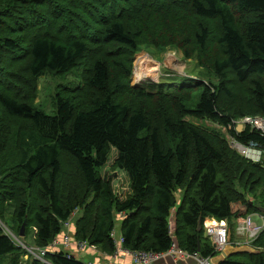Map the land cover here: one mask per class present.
<instances>
[{
  "label": "trees",
  "instance_id": "trees-1",
  "mask_svg": "<svg viewBox=\"0 0 264 264\" xmlns=\"http://www.w3.org/2000/svg\"><path fill=\"white\" fill-rule=\"evenodd\" d=\"M156 43L159 54L183 50L201 76L133 87L136 56ZM46 74L79 80L58 84L53 115L36 102ZM244 118L264 120V0H0V223L10 205L20 235L36 229V252H47L31 264H93L53 245L78 212L75 241L121 247L131 264L132 253L175 243L212 260L209 220L227 223L232 245L260 251L220 264H264V232L235 241L236 224L263 221L264 160L204 125H232L231 139L264 147L263 131H237ZM108 165L125 172L128 192ZM23 254L0 224V264H24Z\"/></svg>",
  "mask_w": 264,
  "mask_h": 264
},
{
  "label": "rangeland",
  "instance_id": "rangeland-1",
  "mask_svg": "<svg viewBox=\"0 0 264 264\" xmlns=\"http://www.w3.org/2000/svg\"><path fill=\"white\" fill-rule=\"evenodd\" d=\"M177 43H180L178 40ZM160 44H152L150 46L151 49L146 51L140 52L134 62V71L132 75V86L137 88H144L150 89L153 87V92L157 90L156 85L160 84L161 82H167V77L173 75L177 78L178 81L181 80H188L191 84L194 83L193 79H197L200 77L201 68H199L194 60H186L184 57V53L179 49H171L172 51L165 52L163 54H159L158 49L160 48ZM140 59V60H139ZM139 60V61H138ZM151 62V64H150ZM149 66H152L153 72H147ZM151 68V67H150ZM149 68V69H150ZM159 69V70H158ZM202 72V71H201ZM206 80V79H205ZM79 81L77 78H57L56 76H51L50 74H46L40 79V84L38 86L37 94L38 99L36 102H42L39 107L43 109L47 114L53 115L56 112L54 100L58 98V94L63 90V85L58 86V84H64L66 86L75 85V83ZM173 82V81H172ZM252 99L247 97L246 100H243V105L246 108L251 106ZM180 114L183 113L182 110L179 111ZM244 115H242L243 117ZM239 119V117L237 118ZM245 119V118H244ZM243 123V120H240ZM241 123V124H242ZM240 124V125H241ZM207 127H211L213 129L221 130L224 134H226V138L231 144V138L233 135L230 133V130L233 128L232 125L230 127H221L218 123L214 122H206L204 123ZM209 127V128H210ZM116 156V151L112 152V156L110 161L112 162L114 157ZM111 165V164H110ZM103 172L109 176L114 177V184L118 191L123 193L128 192V184L129 179L125 172H114L111 169V166H107L103 169ZM116 174V175H115ZM13 209L10 205L6 206L5 210V225L0 223L2 227L4 226L6 229V234L17 243V245L23 249L24 254L22 262L24 264L27 263L28 257H30V264L33 260L40 259L45 261V254L43 251L40 250L38 253L36 250L38 249L34 244V237L36 233V229H32L29 236L21 237L20 231L17 228V225L13 219ZM82 215V212H78L76 218L72 219L71 221L64 224V232L62 236L58 239L59 242L53 243L54 246H61L63 249L69 248V252H78L79 256L83 262L85 263H93V264H122L121 261L127 259V253L124 252L121 247H119L118 251L114 254H108L106 252L100 251L95 249V251H88L89 246L85 245L81 251H79V246L82 242L75 241L76 239L73 238L75 233V226L78 218ZM116 219V230L114 235L118 238L119 242L121 243V229L120 224L123 219V216L117 217ZM254 220H258V217L255 215ZM217 221L209 220L208 224L216 225ZM238 226V224H236ZM172 230L174 229V224L172 223ZM236 240H244V237H240L235 233ZM69 240L70 246L65 245V241ZM217 244V241H216ZM229 243L225 245V248L228 246ZM233 246V245H232ZM33 254V255H32ZM34 257H32V256ZM40 256V257H39ZM78 258V257H77ZM94 259V260H91ZM40 261V262H42Z\"/></svg>",
  "mask_w": 264,
  "mask_h": 264
},
{
  "label": "built area",
  "instance_id": "built-area-1",
  "mask_svg": "<svg viewBox=\"0 0 264 264\" xmlns=\"http://www.w3.org/2000/svg\"><path fill=\"white\" fill-rule=\"evenodd\" d=\"M243 124H247L246 126H252L251 128L259 129V131L264 132V120L259 118H245L243 120ZM231 145L234 149H236L239 153H241L244 157L251 160L255 163L263 162L264 160V147L259 146L256 143H250L247 145L241 144L235 139H231ZM260 217V215H259ZM260 224H256L252 221L251 215L247 217L243 222L238 224V234L239 236H245L246 242L251 244L249 240H254L259 235L264 232V218H262ZM216 225H210L208 222L206 223L207 234L213 240L215 244V249L219 254L223 253L225 250V245L228 243V237L230 234V230L228 229L227 223L224 222H216ZM122 241V239H121ZM217 241V244H216ZM56 242V241H55ZM58 242V241H57ZM66 246H70L69 240L65 241ZM85 246L84 243L80 244L79 251L83 249ZM124 251V250H123ZM45 254L46 252L43 251ZM125 252V251H124ZM133 264H153L158 263L162 260H172L173 262L187 261L189 259H195L197 264H213L211 259L202 257L199 253L188 254L186 251L179 248V246L175 243L172 245L171 249L165 254L152 255L145 253H132Z\"/></svg>",
  "mask_w": 264,
  "mask_h": 264
},
{
  "label": "water",
  "instance_id": "water-1",
  "mask_svg": "<svg viewBox=\"0 0 264 264\" xmlns=\"http://www.w3.org/2000/svg\"><path fill=\"white\" fill-rule=\"evenodd\" d=\"M243 125L238 126V131H242ZM261 211H264L262 209ZM25 225H23L21 229V237L25 235ZM231 234L228 237V246L225 248L224 252L212 259L213 264H220L226 260L227 257L238 255V254H259L260 251L255 249L254 247L248 245H241V246H232L231 242Z\"/></svg>",
  "mask_w": 264,
  "mask_h": 264
},
{
  "label": "crops",
  "instance_id": "crops-1",
  "mask_svg": "<svg viewBox=\"0 0 264 264\" xmlns=\"http://www.w3.org/2000/svg\"><path fill=\"white\" fill-rule=\"evenodd\" d=\"M261 213H263L264 211H260ZM236 242H245L244 240H235ZM238 244V243H237ZM69 249V248H68ZM72 253H76V252H72ZM78 253V252H77ZM76 253V254H77ZM129 256V255H128ZM127 256V259L126 260H123L121 261L122 264H131V261H132V258L129 256ZM91 260H94V259H91ZM165 261V260H164ZM160 262V263H157V264H194V262H189V263H186V262H171V261H168V262Z\"/></svg>",
  "mask_w": 264,
  "mask_h": 264
},
{
  "label": "bare ground",
  "instance_id": "bare-ground-1",
  "mask_svg": "<svg viewBox=\"0 0 264 264\" xmlns=\"http://www.w3.org/2000/svg\"><path fill=\"white\" fill-rule=\"evenodd\" d=\"M150 64H151V62H150ZM151 67V68H150ZM150 68V69H149ZM159 70V69H158ZM147 72H150V73H152L153 72V69H152V66H149L148 67V69H147ZM232 235V234H231ZM45 252H47V251H45ZM42 253H44V252H42ZM46 254V253H45ZM40 257V256H39Z\"/></svg>",
  "mask_w": 264,
  "mask_h": 264
},
{
  "label": "clouds",
  "instance_id": "clouds-1",
  "mask_svg": "<svg viewBox=\"0 0 264 264\" xmlns=\"http://www.w3.org/2000/svg\"><path fill=\"white\" fill-rule=\"evenodd\" d=\"M241 125H243V129H244V127L246 126L245 124H241ZM245 125V126H244ZM240 126V125H239ZM243 129H242V131H243ZM237 131H238V128H237ZM242 131H238V132H242ZM230 235V234H229ZM229 243V242H228ZM222 254V253H221ZM220 255V254H219Z\"/></svg>",
  "mask_w": 264,
  "mask_h": 264
}]
</instances>
